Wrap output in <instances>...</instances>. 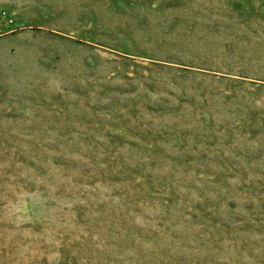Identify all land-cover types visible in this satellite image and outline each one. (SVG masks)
<instances>
[{"label": "rangeland", "instance_id": "1", "mask_svg": "<svg viewBox=\"0 0 264 264\" xmlns=\"http://www.w3.org/2000/svg\"><path fill=\"white\" fill-rule=\"evenodd\" d=\"M0 264H264V0H0Z\"/></svg>", "mask_w": 264, "mask_h": 264}]
</instances>
